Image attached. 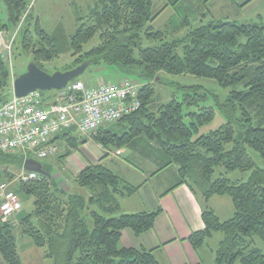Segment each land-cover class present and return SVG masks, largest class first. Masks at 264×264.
I'll return each mask as SVG.
<instances>
[{
    "label": "trees",
    "instance_id": "trees-1",
    "mask_svg": "<svg viewBox=\"0 0 264 264\" xmlns=\"http://www.w3.org/2000/svg\"><path fill=\"white\" fill-rule=\"evenodd\" d=\"M30 1L0 0L6 10V21L0 14V32L16 29L26 13L19 31L21 48L44 71L43 64L59 56L58 42L30 16ZM92 1L93 13L86 20L90 25L81 24L70 37L73 63L64 71L84 62L112 66L124 77L122 81H129L128 76L139 81L135 85L141 106L109 124L117 133L108 131L106 124L89 137L108 151L141 150L138 153L144 158L156 162V172L177 167L174 188L185 184L205 199L229 197L232 218L221 221L205 208L201 215L204 229L189 237L191 246L199 249L213 233H221L214 264H264V254L257 247L258 240L264 245V168L257 167L248 152L257 153L264 164V25L210 18L207 5L211 0H166L165 8L171 7L176 15L178 9L184 13L174 31L190 29V19L197 15L201 25L190 30L184 40L162 43L165 33L149 25L160 14H152L153 0ZM183 2L190 3L189 7L182 8ZM95 36L99 44L84 52L83 45ZM147 43L162 44L145 46ZM178 44H183L180 53L175 51ZM164 75L210 79L228 90L224 103L215 99L226 123L193 139L201 126L212 121L214 110L198 105L207 95L195 87L182 89L192 90L197 98L185 95L180 103H163L155 86ZM12 76L8 63L0 57V92L9 96L1 104L12 98ZM192 106L197 108L195 112L184 113L183 107ZM122 124H127V132L120 131ZM78 137L73 130L56 136L58 160L78 149ZM25 159L19 152L0 151V184L10 183L9 190L17 184L19 194L33 199L31 214L19 222L21 234L35 247L46 248V256L54 264H158L151 252L123 248L120 242L124 230L136 236L150 231L160 211L110 217L118 212L119 199L133 195L140 186L122 180L101 163L87 165L74 178L79 188L88 191L87 199L82 194L63 192L43 165L49 177L16 183L15 173L22 169ZM233 172L249 176L245 181H233L227 177ZM0 260L22 264L12 226L1 218Z\"/></svg>",
    "mask_w": 264,
    "mask_h": 264
},
{
    "label": "rangeland",
    "instance_id": "rangeland-1",
    "mask_svg": "<svg viewBox=\"0 0 264 264\" xmlns=\"http://www.w3.org/2000/svg\"><path fill=\"white\" fill-rule=\"evenodd\" d=\"M70 1L72 0H31L29 13L30 16L34 20H38L40 27L48 34L54 35L58 42V49H59V56L55 57L49 62L43 64L44 72L51 75L56 72H64V70L71 66L73 63V58L71 56L72 51L69 48V41L70 37L74 34L77 28L81 26V24L90 25V23L86 22L87 18L93 13L94 3L92 0H75L72 5H69ZM166 0H153V9L152 14L155 15L160 12L158 17L149 25L154 30H161L165 33V37L162 43H173L176 41L184 40L187 37V34L190 30L195 29L201 25L199 22L200 17L194 16L190 19L191 27L180 29L178 32L174 31L175 26L177 23L179 24L184 17V13H181L182 9H178L179 15H176V11L171 7H166ZM190 3L183 2L181 4L182 8L189 7ZM0 14L2 19L6 21V10L2 3H0ZM204 14V13H203ZM203 20V24H205L209 19L208 17ZM261 24L259 21H252L250 24ZM21 29V28H20ZM19 29V31H20ZM15 30V29H14ZM13 31L6 32L9 34H13ZM19 31L17 33V37L15 38L13 49H12V59H11V73L15 77L24 74L27 70L28 65L31 63L32 57L30 55H26L23 53L21 44H20V34ZM7 35V34H5ZM162 43H147L145 46H158ZM99 44V39L95 36L91 39L88 43L83 45V51L88 52L92 50ZM184 44V43H183ZM183 44H178V47L175 49L177 53L181 52V48ZM100 77V78H99ZM124 77L116 70V68L112 66H90L80 77L79 79L84 82L85 84H93L96 79H101L103 82H111L117 83L122 80ZM129 81L134 84H140L139 81L133 77L128 76L126 77ZM185 87H195L200 89V93H204L207 97L203 101H199L198 105L200 107L205 108H213L214 110V117L212 121L209 123L204 124L198 130V133L194 135L193 139H196L200 135H207L212 131L218 130L221 126L226 123L224 116L219 112L216 106V100L222 104L225 102L228 96V90L222 89L217 85L214 80L204 79V78H195L190 76H162V82L157 83L155 86L156 93L160 96L161 101L163 103H168L171 100H175L180 103L185 97V95H191L194 98H197L194 95L192 90H185L182 89ZM52 92V91H50ZM50 92H41L42 96L44 97L46 94ZM9 96L5 92H0V104L7 100ZM216 99V100H215ZM184 113L189 111H196L197 108L195 106L186 109L183 107ZM106 129L108 131H112L117 133V130L114 126L107 125ZM120 131L123 129L125 132L128 131L127 124L120 125ZM121 134V133H119ZM87 139V140H86ZM91 137L89 136H82L78 137L76 140L77 150H73L72 154H78L81 157L86 158L89 152L92 151V148L100 146L94 141L90 140ZM86 140V143H82ZM62 147V146H61ZM101 147V146H100ZM111 148V147H108ZM111 150V149H110ZM61 149V153H63ZM100 152V151H99ZM249 156L253 160L254 164L257 167L264 168V164L260 158V156L252 151H248ZM60 153V149H59ZM101 153V152H100ZM109 154V153H108ZM62 155V154H61ZM70 155V156H71ZM105 154H101L104 156ZM69 156V157H70ZM108 157V156H106ZM105 157V158H106ZM30 158H34V156H30ZM68 158V157H67ZM65 158V159H67ZM37 159V158H36ZM64 159V160H65ZM49 157L47 159L40 160V162L46 170L51 172L54 176H60L58 179L59 183L58 186L63 192H67L71 195L76 194L74 191L75 189H79L82 193L84 198L87 199L88 191L86 189L79 188L74 179L70 177L67 173L69 169L70 163L67 162L68 169L66 167L65 161ZM106 168L119 170L118 167H115L113 162L107 161L106 163L102 164ZM72 166V165H71ZM23 170H18L15 173V181L17 183L18 176L23 174ZM172 173V172H168ZM249 173H240V172H233L230 173L227 177L230 180H247ZM172 178V177H171ZM55 180V179H54ZM14 181L11 183L13 184ZM69 188V191L66 190ZM11 191L15 192L16 195L19 197L21 202V211L16 213L15 215L11 216L8 220L10 225L12 226L13 235L16 241V247L18 255L21 259L22 264H54L52 260L46 256L47 249L46 248H37L33 245L31 240L28 237H25L21 234V228L19 226V222L22 218L31 214L33 210V199L30 196H26L23 194H19L17 191V184H15ZM203 203L212 210V208L216 211L221 221L228 220L233 216V208L232 211H226V207L218 206L216 203H213L208 199L201 197ZM232 205V204H231ZM213 211V210H212ZM120 216V212H117L112 218H116ZM222 239L221 233L214 234V238L211 243L214 245L216 241ZM217 241V242H218ZM257 247L263 252L264 254V245L258 240ZM0 264H5L2 260H0Z\"/></svg>",
    "mask_w": 264,
    "mask_h": 264
},
{
    "label": "crops",
    "instance_id": "crops-1",
    "mask_svg": "<svg viewBox=\"0 0 264 264\" xmlns=\"http://www.w3.org/2000/svg\"><path fill=\"white\" fill-rule=\"evenodd\" d=\"M74 1H70L69 5ZM207 11V15L216 20L238 24L259 21L264 25V0H211ZM52 94L45 96L51 97ZM139 151L127 148L108 151L97 146L92 148L86 158L80 159L78 154H73L64 161L67 169V162L72 165L67 170L72 180L87 165L110 161L119 169L116 171L108 168L116 176L133 186H140L133 195L119 199L120 215L160 211L150 231L136 236L130 230H124L121 247L151 252L158 264H214L215 251L221 241L217 240L215 245L211 243L216 233L207 238L199 249H194L188 240L193 233L204 229L201 215L208 207L185 184L174 188L178 183L177 167L170 166L156 172V162L144 158ZM53 179L59 183L60 176L54 175ZM66 190L69 191V188ZM75 190L76 194H82L79 189ZM209 200L226 207L228 213L232 211V201L227 196H212L207 204ZM212 210L219 218L216 211Z\"/></svg>",
    "mask_w": 264,
    "mask_h": 264
},
{
    "label": "built area",
    "instance_id": "built-area-1",
    "mask_svg": "<svg viewBox=\"0 0 264 264\" xmlns=\"http://www.w3.org/2000/svg\"><path fill=\"white\" fill-rule=\"evenodd\" d=\"M25 15L13 34L0 32V57L10 69L13 44ZM138 91V86L127 80L112 84L100 79L91 85L73 81L51 97H43L41 92L22 98L12 96L0 105V151L34 156L37 161L54 158L60 149V144L54 142L58 134L73 130L79 136H90L103 125L119 122L140 108ZM37 178V174L23 173L17 180ZM10 185L0 184L3 222L22 208L18 196L9 190Z\"/></svg>",
    "mask_w": 264,
    "mask_h": 264
},
{
    "label": "water",
    "instance_id": "water-1",
    "mask_svg": "<svg viewBox=\"0 0 264 264\" xmlns=\"http://www.w3.org/2000/svg\"><path fill=\"white\" fill-rule=\"evenodd\" d=\"M89 67L90 62H84L71 70L49 75L31 62L24 74L14 78L11 85L12 95L16 98H22L35 92L60 91L78 79ZM22 170L25 173H34L44 177L50 176L43 170L42 164L32 158L24 160Z\"/></svg>",
    "mask_w": 264,
    "mask_h": 264
}]
</instances>
